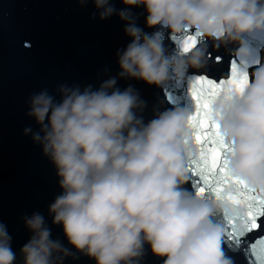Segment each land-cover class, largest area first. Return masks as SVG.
<instances>
[{
  "label": "clouds",
  "instance_id": "clouds-1",
  "mask_svg": "<svg viewBox=\"0 0 264 264\" xmlns=\"http://www.w3.org/2000/svg\"><path fill=\"white\" fill-rule=\"evenodd\" d=\"M84 2V0H81ZM100 18L114 13L109 0H92ZM144 5L146 25H162L177 36L186 30L214 46L237 42L238 57H246L241 37L264 31V0H122ZM125 32L132 42L118 52L121 77L163 86L181 79L188 68L204 66L205 49L192 47L184 55L168 56L159 39L135 26L130 14ZM248 77V76H247ZM115 79L100 89H61L56 104L47 92L34 95L29 115L41 126L33 140L43 147L57 169L63 189L49 206L53 224L62 225L69 243L96 264H139L144 245L163 257V264H232L222 251L223 230L214 213L232 215L226 200H204L182 189L188 164L199 159L190 136L192 113L165 111L147 124L135 115L142 106L131 88H114ZM220 135L230 143L229 173L250 189L264 193V67L252 73L242 93L222 91L211 105ZM47 118V123L45 120ZM30 129H25L27 134ZM32 232L22 247L23 264H62L70 255L38 213L25 217ZM11 237L0 223V264H15Z\"/></svg>",
  "mask_w": 264,
  "mask_h": 264
},
{
  "label": "water",
  "instance_id": "water-1",
  "mask_svg": "<svg viewBox=\"0 0 264 264\" xmlns=\"http://www.w3.org/2000/svg\"><path fill=\"white\" fill-rule=\"evenodd\" d=\"M109 4L114 13L101 19L100 9L92 0H0V223L11 237L15 264H23L21 249L32 236L25 217L34 213L43 216L50 238L68 249L70 255L62 264H96L69 243L62 225L53 224L49 206L63 189L55 165L43 153L42 145L33 140L34 134L43 136L41 126L29 115L34 95L47 92L59 104L63 100L61 89L97 91L104 82L115 79L109 94L131 88L142 102L135 115L147 124L165 111L192 113L195 105L189 89L197 76L226 80L234 63L251 80L252 73L264 67V31H254L241 37L246 57L236 55L240 43L216 47L211 38L205 41L197 37L196 47L206 50L204 66L188 68L184 77H172L163 86L121 77L118 52L132 42L125 32L127 21L119 16L121 11L130 14L142 33L151 36L159 32L168 56L184 55L181 42L185 36L194 35V30L172 36L162 25H146L144 5L127 6L122 0H109ZM25 129L31 131L26 134ZM197 179L189 171L182 189L193 197L213 199L207 193L198 195ZM210 220L223 230L222 251L232 264H259L253 246L264 237V217L259 220V230L243 235L239 229L235 234L229 232L226 214L214 213ZM163 260L145 244L139 264H163Z\"/></svg>",
  "mask_w": 264,
  "mask_h": 264
},
{
  "label": "snow or ice",
  "instance_id": "snow-or-ice-1",
  "mask_svg": "<svg viewBox=\"0 0 264 264\" xmlns=\"http://www.w3.org/2000/svg\"><path fill=\"white\" fill-rule=\"evenodd\" d=\"M197 37L196 34L185 36L181 42L182 51L188 52L195 47ZM247 84V74L238 71L233 63L228 79L217 82L206 76H197L189 89L195 105L189 120L190 136L199 146L200 155L198 160L189 162L188 171L198 178V195L207 193L217 200L228 201L233 209H243L242 213L234 211L232 215L226 214L229 232L235 234L239 229L241 235L259 230V220L264 217V193L250 189L244 181L229 173L227 164L231 145L220 135L211 105L226 88L233 93H242ZM253 254L259 264H264V237L253 246Z\"/></svg>",
  "mask_w": 264,
  "mask_h": 264
}]
</instances>
